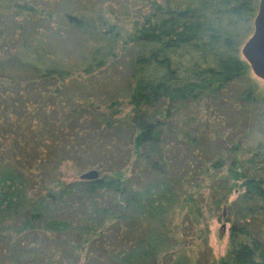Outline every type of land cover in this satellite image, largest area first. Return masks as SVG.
<instances>
[{
    "label": "trees",
    "instance_id": "1",
    "mask_svg": "<svg viewBox=\"0 0 264 264\" xmlns=\"http://www.w3.org/2000/svg\"><path fill=\"white\" fill-rule=\"evenodd\" d=\"M90 1L0 0V232L11 231L14 263L264 264V234L250 223L264 229V142L214 149L209 131L191 132L193 115L171 122L190 106L215 111L229 98L228 113L264 106L240 53L258 0H125L142 3L123 15L129 29L122 19L103 28L113 5L80 7ZM72 38L92 45L81 60L67 52ZM120 45L131 51V108L118 117L122 102L101 105L90 82L66 91ZM100 130L125 137L121 165L85 161ZM67 163L73 174L96 169L99 177L67 181ZM240 205L215 259L207 219ZM115 230L132 236L128 246L103 243ZM54 239L65 242L53 248Z\"/></svg>",
    "mask_w": 264,
    "mask_h": 264
},
{
    "label": "rangeland",
    "instance_id": "2",
    "mask_svg": "<svg viewBox=\"0 0 264 264\" xmlns=\"http://www.w3.org/2000/svg\"><path fill=\"white\" fill-rule=\"evenodd\" d=\"M91 0L90 2H81V8L83 7H94L93 9L98 10V5L100 3L108 2L113 5V13L106 14L108 22L105 23L103 28H107L108 23L111 24L118 19H122L124 28H130V22L126 20L125 16L130 12L133 11L134 7H140L142 3L139 2H124L125 0ZM127 7V8H126ZM129 8V11H128ZM127 13V14H126ZM125 15V16H123ZM125 18V19H124ZM130 18V17H129ZM71 40V39H70ZM68 39V41H70ZM74 43V44H73ZM67 52L70 53L72 56L71 59L73 60H81V56L85 55V52L90 50L89 48L92 46L91 44L88 45L89 47H84L80 40L72 38L69 44H66ZM122 46H118L117 49V56L115 58H109L106 66L100 68L94 72L92 75H85L83 73L77 72L76 74H81L78 78V84H73L71 89L69 88L66 91L68 94H73L74 91H77L79 94L82 91H86L85 83L89 84L90 87L88 90H91V93L96 95L101 105L109 103L113 98H118L119 101L122 102L121 105H113L114 109L115 106L117 107L116 116L121 117L127 112H129L131 106L126 104V94L128 91L127 81H128V68H127V60L131 56L130 49L122 50ZM248 78L250 81L254 82L259 91L264 94V79L257 77L251 68L248 71ZM233 93H230L229 97L232 98ZM228 97V98H229ZM234 99L230 100V98L225 101L224 103L218 105V108L214 111L213 108H208L206 106H190L189 109H185L179 114V116H174L171 120L172 124H175L178 121V118L185 119L187 116H192L193 119L189 122V127L191 128L192 133H202L206 134L209 131L210 138H211V147L214 149L223 150L227 147L232 145V142L237 140L244 148H251L254 143L257 141L264 142V106L263 105H255L254 107H249L241 110H234L233 112L228 113V108L230 107V102L232 103ZM214 107V105L211 104ZM110 113L111 111H105ZM212 113V114H211ZM115 115V114H114ZM182 119V120H183ZM92 126L88 127V130H92ZM100 129V128H99ZM100 132L96 133V135L91 134L92 141L90 146L92 149L91 152L87 153L85 161L89 163H94L95 165H121L122 157L127 150L124 144L125 137L116 136L113 132ZM93 133V132H92ZM169 143L174 145V140L169 137ZM175 158V156H174ZM66 172L70 175L66 177L67 181L70 180H80V174L76 173L73 174V171L70 167V164L67 163ZM132 169V168H131ZM84 171V170H83ZM138 170H136V173ZM231 200L236 198V194L230 196ZM107 198H105L106 201ZM238 206V205H237ZM234 206L232 210L225 212L223 217H208L207 224H208V245L211 249V254L215 259L222 257L228 247V236H229V229L231 227V220L234 218H239L242 216L244 212L241 210V205L239 207ZM243 206V205H242ZM72 218L74 217L73 214L70 215ZM208 216V213H207ZM69 217V218H71ZM75 218V217H74ZM79 216H76L78 220ZM241 218V217H240ZM239 218V219H240ZM250 218V217H248ZM238 219V220H239ZM10 223V221H6ZM222 223L226 224L225 235L223 238L219 237V228ZM251 227L255 232H262L264 234L263 226L257 224V222L253 221V218H250ZM41 226L43 225L40 224ZM117 228V227H116ZM115 229V228H114ZM69 232V231H68ZM11 231L4 230L0 232V264H15L14 263V256L11 247ZM68 236L77 241L78 238L74 233H68ZM66 237V235H65ZM34 237H32L33 240ZM69 238V239H70ZM132 236H124V237H117L116 230L114 231V235H108V237L103 241L107 246H117L120 243H124L125 246H128V242L131 241ZM65 242L64 240L54 239L51 243L54 245L53 248L57 247L58 244ZM31 243L30 238H25L22 240L23 245H27ZM40 246L47 248L48 241L45 239L39 240ZM98 246H95L93 249L94 253L98 249H101L102 246L100 243H97ZM58 253H61L62 250L59 249ZM101 252V251H100ZM97 254V253H96ZM99 256H103V253H98ZM86 256H82L80 261H73L70 260L67 264H97L96 262L86 263L84 262ZM29 264H41V260L39 257L34 258L33 262ZM194 264V263H192ZM199 264H204L203 261H200Z\"/></svg>",
    "mask_w": 264,
    "mask_h": 264
},
{
    "label": "water",
    "instance_id": "3",
    "mask_svg": "<svg viewBox=\"0 0 264 264\" xmlns=\"http://www.w3.org/2000/svg\"><path fill=\"white\" fill-rule=\"evenodd\" d=\"M242 58L248 63L253 73L264 79V0H258L257 12L253 20V30L241 46ZM99 177L96 169H90L80 174L81 180H93ZM226 224L219 228V237L225 235Z\"/></svg>",
    "mask_w": 264,
    "mask_h": 264
}]
</instances>
